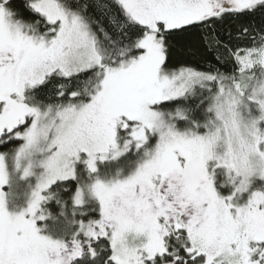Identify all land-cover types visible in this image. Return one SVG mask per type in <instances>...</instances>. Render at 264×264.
<instances>
[{
  "label": "snow or ice",
  "instance_id": "1",
  "mask_svg": "<svg viewBox=\"0 0 264 264\" xmlns=\"http://www.w3.org/2000/svg\"><path fill=\"white\" fill-rule=\"evenodd\" d=\"M0 264H264V0H0Z\"/></svg>",
  "mask_w": 264,
  "mask_h": 264
}]
</instances>
